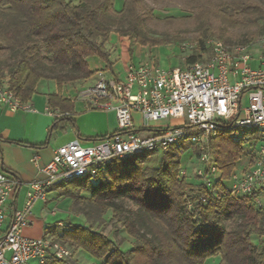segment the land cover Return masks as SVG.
Here are the masks:
<instances>
[{
	"label": "trees",
	"instance_id": "1",
	"mask_svg": "<svg viewBox=\"0 0 264 264\" xmlns=\"http://www.w3.org/2000/svg\"><path fill=\"white\" fill-rule=\"evenodd\" d=\"M114 1L0 0V80L26 102L40 79H53L61 86L92 74L86 61L90 56L109 63L106 42L111 32L154 46L168 41L149 35L146 28L152 22H163L169 28L189 21L206 30L203 10L196 14L185 10L188 14L159 19L144 0H123L120 10L115 9ZM213 1L208 4L214 5L226 27L220 40L233 45L264 34V4ZM186 3L202 7L201 0ZM253 25H258L256 31L247 30L242 38L232 41L230 29ZM207 36L195 41L194 50L185 57L186 64L202 60L204 52L211 55L205 45ZM48 106L60 113L50 129L71 121L65 115L72 110L70 100L59 93L50 94ZM242 143L229 129H218L208 138L207 150L220 173L211 187H204L199 180L192 184L186 174L181 175L178 147L189 144L186 138L180 146L176 143L163 152L155 165L146 164L147 153L111 158L93 173L56 183L62 195L72 198V210L77 204L89 206L97 223L110 210L111 218L122 222L131 247L123 251L93 223H70L54 240L82 249L97 264H204L215 256H220L218 264H264V209L255 207L249 197L233 195L227 184L243 154ZM199 151L197 148L196 154ZM124 195L130 197L135 209L117 202ZM44 264L77 261L48 255Z\"/></svg>",
	"mask_w": 264,
	"mask_h": 264
},
{
	"label": "built area",
	"instance_id": "2",
	"mask_svg": "<svg viewBox=\"0 0 264 264\" xmlns=\"http://www.w3.org/2000/svg\"><path fill=\"white\" fill-rule=\"evenodd\" d=\"M205 45L211 55L184 67L128 65L124 78L118 80H108L98 70L95 83L78 96L90 108L113 110L117 131L93 144L84 145L76 138L56 148L42 169L45 176L29 183L23 207L14 209L10 217L7 201L20 183L0 171V264H44L48 255L69 258L70 248L60 241L22 234L31 222L29 209L34 202L46 200L56 183L93 173L111 158L163 153L186 138L199 145L202 165L196 178L211 187L220 173L205 142L218 129L257 135L260 144L246 159L247 167L232 172L227 184L233 195L249 197L255 207L264 209V34L253 43L228 45L209 39ZM0 102L12 110L31 109L3 80ZM133 111L141 114L145 127L168 117L184 118L185 123L141 135L135 130Z\"/></svg>",
	"mask_w": 264,
	"mask_h": 264
},
{
	"label": "crops",
	"instance_id": "3",
	"mask_svg": "<svg viewBox=\"0 0 264 264\" xmlns=\"http://www.w3.org/2000/svg\"><path fill=\"white\" fill-rule=\"evenodd\" d=\"M122 4L123 0H115V9L120 10ZM169 10L173 12L166 11L161 18L181 15L178 8L177 11H174L175 8ZM159 46L141 45L133 38L111 32L106 42L110 61L106 63L96 56L88 57L86 59L88 69L92 71L88 78L68 81L61 86H58L53 79H40L33 95L27 101L31 109L12 110L0 102V171L20 183L7 201L8 217L12 215L14 209L23 207L29 183L45 176L42 169L50 161L56 148L76 138L84 145L93 144L99 137L117 131L115 112L88 107L86 99L79 97L78 92L95 83L98 70L103 71L106 79L118 80L124 78L128 65L158 66L156 59ZM56 93H59L63 99L70 100L73 107L70 112H65L71 121L63 127L52 130L50 128L54 119L59 117H56L54 113L59 110L48 106V96ZM132 118L135 130L141 135L156 132L151 128L159 129L152 125L143 126L141 114L138 111L132 112ZM21 143H27L30 146ZM33 145L43 146L36 148ZM157 161V158L148 157L147 165H155ZM245 167L243 165L241 168ZM72 202V198L62 195L57 185H53L47 193L46 200L34 202L29 209L31 222L23 227L22 234L27 237L47 236L54 239L70 223H76L74 218L77 214L72 210ZM88 258L96 262L91 256ZM211 258L215 260V264L220 261V256Z\"/></svg>",
	"mask_w": 264,
	"mask_h": 264
},
{
	"label": "rangeland",
	"instance_id": "4",
	"mask_svg": "<svg viewBox=\"0 0 264 264\" xmlns=\"http://www.w3.org/2000/svg\"><path fill=\"white\" fill-rule=\"evenodd\" d=\"M72 1L74 3L77 2V0H72ZM144 1L146 5H148L150 8L153 9V14L159 19L165 18V17L163 18L161 17L162 15H164V13H166V11L168 13L173 12V11L170 12L169 9L175 8L174 11H177L176 9L178 8L180 9L181 15L188 14L187 12H185V10L190 11L191 14H196L200 10H203L205 12V18L208 21L207 23H205L206 30H204L203 28L200 29L199 26L201 25L189 21H186L182 24H178V23L171 24L169 28H166V25L163 22H152L147 24L146 29L148 30L149 35L164 37L168 41V44L159 46V54L156 59L157 65L166 70L176 66L183 67L184 64H186L185 57H187L194 50L196 46L195 41L199 37L207 34L208 36L206 37V41H208L209 39H218V38H219L218 40H220L219 34L223 33L226 30V27L223 24L220 13L217 11V9L214 7L213 4L211 5L208 4V2L213 3L214 2L213 0H201L202 7H198V8L188 7L186 3L188 0H144ZM254 1L262 5L264 4V0H254ZM257 28L258 25L250 26V28L248 29L245 28L230 29V32H233L232 34L234 36L232 41H236L234 40L235 38H242L243 33H245L247 30L256 31ZM210 33H212L213 36H210ZM261 35L263 34L255 36L247 43H253L257 41ZM222 42L225 43L224 41ZM209 55L210 54H208L207 52L202 53V60L207 59ZM184 123H185L184 118L168 117L159 120L156 123H153L152 126L165 129L167 127L181 126L184 125ZM231 134L233 138L241 139L243 141L242 143L243 154L241 158L236 162V169L234 170L235 173H239L242 170L241 167L246 163V159H248V156L255 151L257 146L260 144V141L258 138H256L255 136H251L248 133H240V134L231 133ZM181 142L182 141L177 142V144L180 146ZM205 146H207L206 142H205ZM198 147L199 145L192 141H189V144L185 148L178 147L181 169L185 170L186 178L188 182L192 184L198 183V179L196 178L195 173L197 168L200 165H202V162L199 159L200 151L198 154H196V149ZM162 154H163L162 152L147 153V158L153 157L155 159L157 158L158 160ZM147 158H146V164H147ZM211 161H213L212 158ZM245 166L247 167V165ZM85 195L88 194L85 193ZM117 202L120 203L123 207H129L135 209L128 195L122 196L117 200ZM83 205L77 204L75 205V208H73V212L77 214V216L74 218L75 222L83 223V224L93 223V226L96 230L101 231L109 238H111L115 242V244L121 247L123 251L131 247L130 244L131 241L127 239V235L122 226V222H119L116 219L111 218L110 210H108L106 214L103 216L102 218L103 221L97 223L96 214L93 213V211L90 209L89 206L87 205L83 206ZM80 208L81 210H83V212L84 210L88 212L87 217L79 210ZM60 242L70 248L71 256L69 258L76 260L77 264H97V262L90 260L88 258L90 257V255L85 251H83L82 249L74 250V248L71 247L68 243L63 241ZM214 261H215L214 259L209 258L205 261L204 264H215ZM31 264H37V263L32 262Z\"/></svg>",
	"mask_w": 264,
	"mask_h": 264
}]
</instances>
